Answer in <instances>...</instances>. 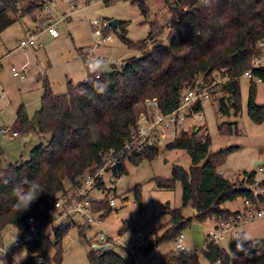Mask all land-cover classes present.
<instances>
[{
    "label": "trees",
    "instance_id": "16d2710c",
    "mask_svg": "<svg viewBox=\"0 0 264 264\" xmlns=\"http://www.w3.org/2000/svg\"><path fill=\"white\" fill-rule=\"evenodd\" d=\"M115 2L117 0H104L106 6ZM165 2L170 21L166 26L151 23L148 38L137 44L127 40L124 23L120 22L117 28L106 23L103 29L106 37L112 30L122 27V41L140 54L125 60L122 70L103 74L100 69L93 71L85 64L91 80L86 79L78 85L69 83L65 95H55L46 83L41 107L32 117L24 106L16 112L17 133L51 136L31 152L29 161L17 166H3L5 152L0 146V177L8 181L0 182V241L10 227L17 228L18 233L22 230L31 233L33 241L29 247L33 255L26 264H38L53 250V264H62V243L72 227L62 223L50 226L52 218L48 211L60 199L59 195L68 194L67 183L81 192L86 177L91 176L95 178L92 187L102 190L105 184L103 175L98 172H107L119 179L128 174L127 162L138 166L144 160L153 161L157 157L162 140L151 147L133 145V136L138 137L140 114L151 119L150 113L155 112L149 109L148 100H157L159 112L169 115L180 108L184 92L197 81L200 80L201 86L210 92V86L228 78L222 85L226 96L221 99L219 110L224 115H230L231 109L235 115L241 112L240 79L252 69L254 59L262 53L258 44L264 42V0ZM132 4L139 7L144 16H149L147 1L135 0ZM44 7L43 0H0V35L34 11H43ZM166 28L170 31L168 45L161 40ZM254 76L261 78L264 84V67L254 69ZM255 85L256 80L252 79L248 115L254 123L262 124L264 105L256 102ZM193 103L192 110L200 112L202 101ZM232 125L219 126V133L236 134V125ZM199 133L182 131L166 146L169 150L185 151L192 160L191 168L187 171L175 166L172 178L153 180L157 190L165 192L174 190L180 183L183 207L192 208L194 216L185 217L183 209H174L169 202L163 204V214L169 217V222L162 227L164 233L161 236L150 242L146 240L149 247L144 255L166 243H175L194 221L234 220L240 211L226 209L224 204L227 202L242 199L244 204L250 202L256 207L264 204V194L255 195L250 189L256 183L257 173H245L240 183L226 179L219 169L234 148L212 153L211 137ZM24 179H35L44 192L28 211L20 214L12 207L11 190ZM134 194L142 204L141 185L135 187ZM110 200L92 201L94 209L101 211L104 219L116 207L109 206ZM30 218H34L33 225L28 224ZM71 220L73 216L68 221ZM126 231L123 228L119 233ZM118 248L123 250L115 245L108 249H93L88 255L89 264H134L133 259L124 250L118 252ZM235 248L246 253L245 260L233 261L220 244L204 250V258L209 264H264V239L246 242L241 238L236 241ZM159 264H201V261L196 253L176 250L168 253Z\"/></svg>",
    "mask_w": 264,
    "mask_h": 264
},
{
    "label": "rangeland",
    "instance_id": "374dc122",
    "mask_svg": "<svg viewBox=\"0 0 264 264\" xmlns=\"http://www.w3.org/2000/svg\"><path fill=\"white\" fill-rule=\"evenodd\" d=\"M43 1L46 6L43 11L37 10L32 15L24 17L21 22L4 31L0 40L6 38L7 42L15 47L17 41H20L21 37L25 35L23 31L25 26L32 24L36 30L35 33H39L48 24L59 21L57 36H50L45 31L41 33L37 45L42 44V48L37 51L38 59L34 58L32 63L33 68L42 73V82L47 80L46 82L50 84L55 95H65L68 84L71 82L78 85L86 80L88 70L85 68V61L81 59L79 52L81 49L86 52L97 41H100L93 35V23L105 24L114 20L124 23L123 28L126 29L127 40L137 44L148 38L151 23L166 26L171 17L165 0H144L147 1L150 9L148 17L141 13L139 7L132 4L135 0H117L110 6H106L104 0ZM75 1L78 3L74 4ZM50 2H53V5H50ZM55 12L58 13L59 18L54 16ZM123 28L120 27L117 31L112 30L109 36L110 41L101 45L96 53L102 59L100 71L103 74L122 70L125 60L140 56L122 41L120 35ZM161 40L165 45L170 43L169 29H165ZM0 45H3L2 41H0ZM3 50L4 47H0V51L3 52ZM90 56L91 51L87 57ZM33 73L34 77L38 79L36 71ZM22 83V81L13 78L10 66L3 62L2 69H0V85L2 86L0 87V130L5 128L10 131L9 134L5 135L0 133V146L5 152L2 160L4 167L17 166L22 162L29 161L31 152L51 138L50 135L40 136L35 133H32L31 140L27 142L25 141L27 135L21 133H19V137L13 138L12 133L18 132L16 126L17 109L23 104L29 116L32 117L40 109L41 103L39 104V102L43 96L42 90L39 92L35 89L27 90L25 87H21ZM222 85L224 82L221 81L210 86L211 91L208 92V99L201 100L202 110L200 112L192 110L194 103L189 104L181 112L182 115L187 111L191 117L179 121L175 127L177 135L170 134L166 140L159 143V152L153 161L144 160L138 166L127 162L128 174L119 178V184L117 178L112 174L103 171L98 172V174L103 175L105 188L98 190L92 187L93 189L86 191L85 195L89 199H115L116 207L104 219L103 224V229L107 230L111 237L118 236L119 230L123 228L127 231L135 228L141 230L144 232V239L149 240L148 242L161 236L164 233L162 227L169 222V217L162 211V203L166 201H169L174 209H183L182 212L185 217L194 216L192 208L183 207V187L180 183H177L174 190L165 192L157 190L153 182L157 178H172L175 166L183 167L187 171L191 168L192 160L185 151L166 148L167 144L173 142L182 131L200 132V135L208 134L212 140V153L234 148V152L229 154L225 164L219 169L220 173L226 179L240 183L245 173L255 172L257 173L256 182L263 184V186H257V191L260 192L264 189V123H254L248 115L247 103L251 80L245 77L240 79L242 110L238 115L234 114L233 109L230 110V115H224L220 112V101L226 96ZM255 86L257 87L256 102L258 105H264V84L258 83ZM37 89H41V87ZM141 115L139 119L142 118L141 122L144 123ZM224 124H234L233 127L236 125L237 133L221 135L218 129ZM260 167L263 168L262 172ZM92 182V179L88 177L86 187ZM137 185L142 186V204L135 198L134 189ZM66 186L68 194L66 196L59 195V198L70 200L75 198L79 192L72 189L68 183ZM166 197L169 199L165 200ZM224 207L231 211L242 210L244 202L242 199H238L225 203ZM258 208L264 210V204ZM68 220L63 221L62 224L66 225ZM214 227L213 220L204 223L194 221L191 227L183 232L186 249L196 253L201 264H209L204 258V250L207 243V233ZM80 230H83V235H80ZM98 231L99 229L89 227L82 220L76 218L75 225L72 226L62 243L64 251L62 264H89L88 255L93 250L91 242L95 239ZM237 232L246 242L264 239V217L245 222L238 227ZM17 234L18 229L15 227H10L6 231L3 239L6 247H13L14 238ZM129 236L132 238L133 234ZM235 243V234L228 233L225 239L220 242V246L233 257L235 253H239L235 248ZM176 250L175 243H166L152 250L148 255H141L139 261L142 264H150L152 260H155L156 264H159L168 253ZM117 251L123 252L120 248ZM20 253L18 252L16 256ZM54 254L53 250L46 256L47 264H53ZM20 259L21 257L16 258L19 264H26L29 257Z\"/></svg>",
    "mask_w": 264,
    "mask_h": 264
},
{
    "label": "built area",
    "instance_id": "2783aa9c",
    "mask_svg": "<svg viewBox=\"0 0 264 264\" xmlns=\"http://www.w3.org/2000/svg\"><path fill=\"white\" fill-rule=\"evenodd\" d=\"M78 1H75L74 4H77ZM50 5H53V2H50ZM46 7V6H45ZM44 7V9H45ZM74 7V5H73ZM57 22H52L48 24L46 27L43 28V31L48 32L51 35L56 36L58 34V27ZM93 35L96 39L100 40L97 41L91 49V56L86 57L85 64L90 65L93 61H100L102 63V59L99 58L96 53L98 52L101 45L107 44L110 41L109 37H106L103 34V29L107 26V24H101L99 22L93 23ZM40 36L39 33H34L30 38L24 39L20 42L21 48H31L37 45V40ZM259 49H261L262 53L256 57L252 64V69L246 71L244 73V77L252 80L255 79L256 83H263L261 78H255L254 76V69L256 68H263L264 67V42H260L258 44ZM13 76L23 79L24 76L21 71L16 70L15 68L12 69ZM99 78V75L96 76ZM87 80L91 78L87 75ZM228 78H223L222 82H228ZM222 84V83H221ZM209 94L208 90L202 85L201 81H197V83L190 89L186 90L183 94L181 99V106L180 108L169 114V115H162L158 110V102L157 100H148L147 105L150 110H155V112H151L152 118L150 119L147 115L142 114L141 117L144 119V123H142V118L139 119V132L138 137L133 136V145L135 147L147 145L151 147L154 145L156 141H163L166 140L170 134L176 135L175 127L179 124V121H183L188 117H191L189 112L185 111L182 115L181 112L185 110V108L192 104L195 101L208 99ZM9 130L3 128L0 130L2 135L9 134ZM19 134L17 132H13L12 136L17 137ZM150 137V139L148 138ZM147 143V144H146ZM260 171H263V168L260 167ZM92 179V183L88 184L89 186L86 187L87 178ZM86 178L84 187L81 192H79L75 198L67 199H59L57 200L53 206L49 209L48 213L53 218V222L50 226L55 224H61L63 221L69 219L73 216V220L69 221L66 226H73L75 225V219L79 218L83 221V223L89 227H95L99 229L95 239L91 242V247L94 250H99L102 248H110L113 245L121 247L129 257L133 259L134 264H142L139 261V257L144 255L145 249L149 247V244L146 243V239H144V232L138 229H132L131 231H126L122 234L119 233L118 236L111 237L108 234L107 230L103 229L104 218L101 211H97L94 209L92 201L93 199H89L86 197L85 193L88 189H90L93 184L95 183V178L88 176ZM119 179H117L118 181ZM120 181H118V184ZM117 184V185H118ZM257 186L259 184L256 182L250 189L254 191L255 195L263 194L264 189L257 191ZM83 192V193H82ZM110 207L116 206V201L114 199L110 200L109 203ZM58 213L56 214V212ZM264 217V210L259 209L258 207L252 205L250 202L245 203V210L243 212H239L238 215L234 220L231 221H221V220H213L215 223V227L208 231L207 233V243L205 246V250H208L210 245L220 244L228 233H234L235 239L240 240L242 237L240 233L237 232L238 227L245 222L253 221L256 219H260ZM56 222V223H54ZM29 225L34 224V218H30L28 221ZM132 238H129V235H132ZM184 236L183 233L178 237L176 240V249L182 252H189L184 244ZM33 237L31 233L26 232L25 230L20 231L14 238V243L12 248H8L5 246L3 241H0V260L5 261V264H14L13 257L16 256L18 252H21L22 249H27V257L33 255L30 250L29 245L32 243ZM5 252V253H4ZM4 253V254H3ZM245 252L235 253L232 257V260H245L246 259ZM41 264H47L46 259H40ZM18 264V262H17ZM150 264H156L155 260H152ZM220 264V263H218Z\"/></svg>",
    "mask_w": 264,
    "mask_h": 264
},
{
    "label": "crops",
    "instance_id": "0c3cea01",
    "mask_svg": "<svg viewBox=\"0 0 264 264\" xmlns=\"http://www.w3.org/2000/svg\"><path fill=\"white\" fill-rule=\"evenodd\" d=\"M54 16L55 17L57 16V18H59L57 12L54 13ZM24 28L25 29L23 31H24L25 35L24 36L22 35L23 37H21L20 41L19 40L17 41V44L15 47H12L10 42H7L8 40L6 38H3V40H0V41H2V43H3L2 46L4 47L3 52L0 51V69H2V63L3 62L6 63L8 66H10L12 76H13V71H12L13 68L22 72V74L24 76L23 79L13 76V78L18 79V80L23 82L21 85L22 88L25 87L27 90L35 89L37 92L42 90V92H44V85L47 83L46 82L47 80L42 82V79H41L42 73L35 70L33 68V65H32L34 58L38 59L37 51L40 50L39 48H42V44L39 43L40 45H36L33 48L31 47L30 49L21 48L20 42L24 39L30 38L36 32V30L33 28L32 24L27 25ZM1 35H0V37H1ZM40 35H41V33H40ZM49 35L51 36V34H49ZM53 37H55V36H53ZM39 38H40V36H39ZM2 46L0 45V47H2ZM91 49H92V47H90L86 52L84 49L80 50L79 53H80L82 60L87 57V55L91 51ZM85 68H87L86 65H85ZM36 69H38V68H36ZM33 71H36V76L38 77V79L34 77ZM47 79H48V77H47ZM84 82L85 81H82V83H84ZM0 87H2V86L0 85ZM40 87H41V89H37ZM40 103H41V99H40L39 104ZM22 106H23V104H22ZM17 137H19V135ZM17 137H13V138H17ZM31 137H32V134L28 135L25 138V141L26 142L30 141ZM41 139H42V137H41ZM44 140H45V138H44ZM168 199H169V197L165 200H168ZM166 202H169V201H166ZM166 202H163L162 205L165 204ZM244 210H245V204H244V208L242 210H237V211H244ZM162 211H163V208H162ZM126 259L128 262H130L129 257H127Z\"/></svg>",
    "mask_w": 264,
    "mask_h": 264
},
{
    "label": "clouds",
    "instance_id": "9594fccd",
    "mask_svg": "<svg viewBox=\"0 0 264 264\" xmlns=\"http://www.w3.org/2000/svg\"><path fill=\"white\" fill-rule=\"evenodd\" d=\"M90 68L93 71L101 69L102 68L101 62L93 61L90 64ZM104 90H106V88L101 89V91ZM0 182L8 183V181L6 179H3V177H0ZM42 192L44 191L41 185L35 179L33 180L24 179L23 181L13 185L11 190V196L13 198V203H12L13 209L20 214L28 211L31 205L38 200ZM27 255H28L27 249L26 248L22 249L19 255L13 257L14 264H17V260H16L17 257H21V259H25L27 258ZM0 264H5V261L0 260ZM38 264H41V261L38 262Z\"/></svg>",
    "mask_w": 264,
    "mask_h": 264
},
{
    "label": "water",
    "instance_id": "95a60500",
    "mask_svg": "<svg viewBox=\"0 0 264 264\" xmlns=\"http://www.w3.org/2000/svg\"><path fill=\"white\" fill-rule=\"evenodd\" d=\"M118 25H119V22L116 21V20L109 22V26H110L111 28H117Z\"/></svg>",
    "mask_w": 264,
    "mask_h": 264
}]
</instances>
